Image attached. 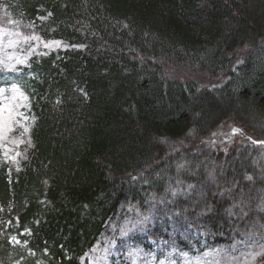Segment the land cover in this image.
<instances>
[{"label":"trees","instance_id":"16d2710c","mask_svg":"<svg viewBox=\"0 0 264 264\" xmlns=\"http://www.w3.org/2000/svg\"><path fill=\"white\" fill-rule=\"evenodd\" d=\"M0 28L69 44L8 74L34 125L17 172L0 150L1 264H80L155 204L220 245L264 226V0H0Z\"/></svg>","mask_w":264,"mask_h":264},{"label":"rangeland","instance_id":"374dc122","mask_svg":"<svg viewBox=\"0 0 264 264\" xmlns=\"http://www.w3.org/2000/svg\"><path fill=\"white\" fill-rule=\"evenodd\" d=\"M65 46L59 40L43 42L15 28H0V70L24 72L30 69L33 58ZM32 76L31 70L29 77ZM30 108L28 94L19 84L0 85V148L10 171L19 168L24 148L31 143L34 119ZM162 219L157 215L154 219L143 215L125 219L121 232L85 264H264V226L242 234H250L242 241L237 237L230 244L214 246L190 230L186 231L190 238L179 241L151 235L156 234L153 231L160 228ZM131 232L141 234L131 236Z\"/></svg>","mask_w":264,"mask_h":264},{"label":"snow or ice","instance_id":"6c2138e0","mask_svg":"<svg viewBox=\"0 0 264 264\" xmlns=\"http://www.w3.org/2000/svg\"><path fill=\"white\" fill-rule=\"evenodd\" d=\"M236 131H239V129H237Z\"/></svg>","mask_w":264,"mask_h":264},{"label":"bare ground","instance_id":"6f19581e","mask_svg":"<svg viewBox=\"0 0 264 264\" xmlns=\"http://www.w3.org/2000/svg\"><path fill=\"white\" fill-rule=\"evenodd\" d=\"M20 99V98H19ZM16 102H18V101H16Z\"/></svg>","mask_w":264,"mask_h":264}]
</instances>
